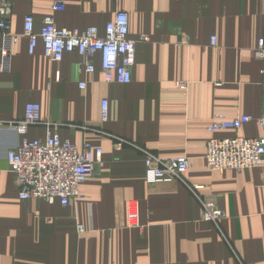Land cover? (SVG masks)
Returning a JSON list of instances; mask_svg holds the SVG:
<instances>
[{"label":"crops","instance_id":"obj_1","mask_svg":"<svg viewBox=\"0 0 264 264\" xmlns=\"http://www.w3.org/2000/svg\"><path fill=\"white\" fill-rule=\"evenodd\" d=\"M54 1L0 0V7L10 6V32L17 36L4 69L0 35V123L21 120L26 104L36 103L40 123L26 139L44 140L47 124H54L78 152L86 143L100 148L103 165L79 186L82 198L71 206L21 200L6 154L23 137L0 129V264H264L261 170L216 172L204 159L211 136L235 135L207 131L215 114L262 113L263 63L254 50L263 35L264 0H59L64 10L53 11ZM117 12L127 13L128 38L136 41L127 85L104 81L98 54L87 74L76 53L58 63L40 45L28 53L26 16L35 32L51 16L57 28L94 26L102 36ZM238 134L257 138L261 129L252 121ZM142 150L186 157L189 169L179 181L148 186ZM206 199L224 213L221 220H203ZM130 202L137 228L127 226Z\"/></svg>","mask_w":264,"mask_h":264},{"label":"built area","instance_id":"obj_2","mask_svg":"<svg viewBox=\"0 0 264 264\" xmlns=\"http://www.w3.org/2000/svg\"><path fill=\"white\" fill-rule=\"evenodd\" d=\"M7 2L0 7V35L4 38L1 51L2 67L9 63L10 45L17 36L12 35L10 9ZM53 11L64 10L61 1L56 0ZM129 19L125 12H117L112 21L108 22L103 35H98L96 27H88L83 31L57 28L51 16L42 20V27L34 31V20L26 16L23 21V33L28 40V53L33 54L37 46L42 47L44 56L51 62L58 63L68 53H76L84 60L81 64L85 73L94 72L91 59L98 54L100 67L105 82H116L127 85L131 82V68L135 61V40L128 38ZM140 41H148L141 37ZM210 44H215L211 38ZM255 57L263 63L260 75L264 77V24L263 35L258 39L254 50ZM184 89L186 84H179ZM80 90H85V82L78 83ZM101 121L108 117L107 101L101 102ZM256 121L261 129V136L246 138L238 134L240 128L249 122ZM40 123V107L36 103H28L24 108L21 120L3 124L23 138L15 148L6 154L9 171L14 175L15 187L21 200L44 199L52 204L56 200L63 207L71 206L82 198L79 186L92 177L103 165L102 150L93 149L84 144L82 151L68 141H62L54 124H47L44 140H28L24 136L28 128ZM235 132L232 137L211 136L207 142L205 163L209 170L223 172L225 170L260 169L261 183L264 187V107L258 118L241 115L233 119L222 114H215L207 131L215 134L221 131ZM124 143L119 142V145ZM145 167V182L149 186L161 182H174L189 169L186 157L160 159L147 150H142ZM195 189V186L190 188ZM127 226L138 227L137 206L128 204ZM224 213L209 199L203 202V220L217 222ZM79 231L82 229L79 227Z\"/></svg>","mask_w":264,"mask_h":264},{"label":"rangeland","instance_id":"obj_3","mask_svg":"<svg viewBox=\"0 0 264 264\" xmlns=\"http://www.w3.org/2000/svg\"><path fill=\"white\" fill-rule=\"evenodd\" d=\"M144 156V155H143ZM160 159H162V158H160ZM205 159V158H204ZM143 162H144V158H143ZM145 168V167H144ZM181 179V178H180ZM179 181V180H178ZM146 183V182H145ZM161 183H166V182H161ZM159 184V183H158ZM147 185V184H146ZM156 185V184H155ZM149 186V185H148ZM154 186V185H153ZM194 190V189H193ZM128 204H133V203H128ZM128 204H127V207H128ZM127 211H128V209L126 210V221H127ZM203 217V216H202ZM131 228H137V227H131Z\"/></svg>","mask_w":264,"mask_h":264}]
</instances>
